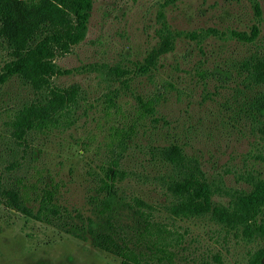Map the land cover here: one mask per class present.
Returning a JSON list of instances; mask_svg holds the SVG:
<instances>
[{
    "label": "rangeland",
    "instance_id": "rangeland-1",
    "mask_svg": "<svg viewBox=\"0 0 264 264\" xmlns=\"http://www.w3.org/2000/svg\"><path fill=\"white\" fill-rule=\"evenodd\" d=\"M50 17L27 31L0 16V196L18 205L25 197L36 210L52 190L61 206L90 215L94 174L122 155L126 177L118 185L176 225L201 259L250 264L264 253V240L226 232L212 218L250 191L254 177H264V88L252 77L255 61L264 62V0H95L84 41L53 43L47 55L29 61L40 41L74 31L67 6L54 2ZM165 19L194 35L181 36L155 67H144ZM36 58L61 71L46 72ZM139 96L154 101L153 115L141 117ZM50 101L73 119L72 127L11 125L14 112ZM130 125L136 133L113 152L118 131ZM170 147L198 166L213 189L200 217L171 211L179 198L175 167L160 153ZM0 264L120 259L0 202Z\"/></svg>",
    "mask_w": 264,
    "mask_h": 264
},
{
    "label": "trees",
    "instance_id": "trees-1",
    "mask_svg": "<svg viewBox=\"0 0 264 264\" xmlns=\"http://www.w3.org/2000/svg\"><path fill=\"white\" fill-rule=\"evenodd\" d=\"M28 1L0 0V16L4 22L15 24L22 30L38 29L43 22L51 19L54 2L67 6L76 20L74 31L66 36L55 34L51 39L40 41L36 48L30 50L29 61L47 55L53 43L59 44L65 39L72 44L84 41L95 0ZM157 34L159 42L147 56L144 67H155L162 56L174 51L181 36L194 35L174 30L166 19ZM36 59L37 66L46 72L55 73L60 70L53 62L42 63L39 58ZM113 72L117 75L118 68H112ZM252 77L256 84L264 88V62L255 61ZM138 102L141 117L155 113L154 101L139 96ZM10 119L15 128L36 131L70 128L74 123L52 101L27 105L14 112ZM136 129V125H130L128 130L118 131L112 146L116 148L113 152L120 151L121 146L136 133ZM160 153L175 167L173 177L177 180H173V184L179 198L172 205L171 211L182 219L202 216L206 202L213 194L211 185L202 178L199 167L187 161L179 148L162 149ZM121 157H112L110 163L102 167V173L94 174L96 187L88 199L90 215L61 206L54 201L52 190L46 191L40 198L36 210L26 206L25 197L21 205L2 196L0 202L76 238L90 241L95 248L118 257L120 264H210L192 252L184 234L176 225L159 220L148 202L138 196L129 197L118 185L126 177ZM251 185L250 191L238 195L229 206L216 208L212 218L226 232H234L248 239L264 240V177H254ZM263 257L264 253L256 254L250 264H264Z\"/></svg>",
    "mask_w": 264,
    "mask_h": 264
}]
</instances>
